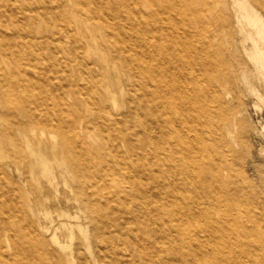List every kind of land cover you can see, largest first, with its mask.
<instances>
[{
  "label": "bare ground",
  "instance_id": "1",
  "mask_svg": "<svg viewBox=\"0 0 264 264\" xmlns=\"http://www.w3.org/2000/svg\"><path fill=\"white\" fill-rule=\"evenodd\" d=\"M234 1L240 14L257 28L254 37L246 36L252 40L250 46L231 42V34L227 35L229 47L214 43L208 25L212 21L225 25L226 18L222 10L214 9L212 0H0V144L6 141L10 146L0 147L6 159L2 173L17 191L26 216L33 214L34 205L43 204L41 197L26 195L28 189L68 186L74 194L66 195L67 200H77V209L85 210L95 222L104 210L102 204L117 196L125 200L131 214L123 218L126 231L121 222L108 219L90 236L86 225L73 223L82 234L85 252L95 248L118 262L121 249L129 244L135 252H143L137 243L127 244L131 231L142 230L131 222L142 218L144 225L177 241V247H172L175 252H157L173 254L168 264H246L241 252L228 250L230 244H211L219 230L228 235L244 228L242 216L234 211L235 201L218 206L210 200L212 182H224L221 168L211 165L214 174L196 173L190 160L206 147L196 130L197 107L202 116L207 109L206 88L199 78L211 79L216 61L226 54L241 60L244 52L258 72L264 67V31L259 19L245 0ZM258 1L264 8V0ZM38 15L51 19L54 30L50 35L56 34L60 47L61 84L69 86V93L80 95L74 98L76 108L59 95L49 102V60L26 50L29 25ZM41 40L49 48V35ZM240 47L243 52L236 54ZM8 55L18 62L26 57L36 68L46 66L44 81L36 83L8 72L4 65ZM76 76L84 83L75 82ZM120 105L124 109H118ZM139 109L145 125L138 117L132 118ZM88 124L94 125L95 135L84 131ZM207 124L202 120L203 131ZM134 125L142 126V139L129 131ZM50 130L56 132L51 136L57 140L49 145ZM140 149L149 152L148 158ZM65 151H74L73 159ZM150 167L155 170L148 176ZM114 169L121 172V178ZM8 170L27 183L25 192ZM101 179L115 184L106 187ZM144 183L158 191V198L143 197L140 191L143 201L138 205L145 212L139 216L130 210L135 202L127 198L126 190L140 189ZM201 184L208 187L203 198L198 195ZM105 188L107 195L102 192ZM219 207H229L227 214L223 210L219 214ZM13 214L0 212V251L7 247L5 235L10 239L23 231V227L12 228ZM156 218L165 225L155 223ZM72 237L69 229L68 238ZM65 246L60 243L63 254L40 264H91L80 246L67 250ZM22 260L17 250L0 252V264Z\"/></svg>",
  "mask_w": 264,
  "mask_h": 264
},
{
  "label": "rangeland",
  "instance_id": "2",
  "mask_svg": "<svg viewBox=\"0 0 264 264\" xmlns=\"http://www.w3.org/2000/svg\"><path fill=\"white\" fill-rule=\"evenodd\" d=\"M245 2L249 9H253L261 26L258 25L264 31V8L258 0H245ZM224 3H227L226 7H224ZM211 5L216 11L222 10L226 18L225 25L217 21H212L208 25L209 31L214 35V43L221 42L223 48L229 47L231 43H228L227 35L231 34L233 36L232 39L230 38L231 42L240 44L242 41L245 45L250 46L252 40L246 36L251 34L254 37L257 28L253 22H249L240 14L238 4L234 0H212ZM29 26L26 50L35 52V57L45 56L49 60V73L44 65L36 68L35 64H31L26 57L18 62L12 55L7 56V64H4L6 69H9L8 72L20 75V78H28L36 83L44 81L42 77L45 71L49 74V80L46 82V86H49V102L59 95L65 102L76 108L77 101L75 102L74 98L80 95L74 92L69 93V86L65 83L61 84L60 65L57 60L60 47L56 34L50 35V31L53 29L51 19L38 15ZM44 35H49V48L41 40V36ZM261 44L264 46V38ZM240 52H243L241 47L236 51V54ZM215 64L211 79L199 78V83L206 88L204 102L207 109L205 115L202 116L200 114L201 107H197L196 130L199 132V138H204L206 147L189 158L194 164L196 173L204 170L208 174H214L213 170L209 169L211 165L221 168L222 181L224 182L219 183L216 180L212 182L213 195L210 200L218 206H222V203L227 200H233L236 202L234 211L242 216L240 219L244 225L242 231L227 235L224 230H219L217 236L211 240V244L217 245L225 242L230 244L231 247L228 250L231 252H241L242 258L247 260L246 264H264V67L261 72H258L253 61L244 52L241 60L230 58L226 54ZM72 80L73 78L70 81ZM74 81L78 84L84 83L83 79L77 76ZM87 100L92 101L90 97ZM118 109L124 108L120 105ZM112 112L114 113L116 110L113 109ZM132 114V118L135 116L138 117V120H142L140 124H147L142 110L139 109ZM89 120H93V116H90ZM202 120H206L208 123L205 131L202 129ZM140 129H142L141 125H134L129 128V131L136 132L139 139H142ZM84 131L95 135L96 129L94 125L88 124ZM51 134L55 135L56 132L50 130L49 145L57 140V137L51 136ZM152 135L154 136L153 132ZM0 147L2 150L10 148L6 141L2 142ZM140 151L144 157L148 158L149 152L144 149H140ZM64 153L71 159L75 156L74 151H65ZM49 155H52L50 151ZM5 160V157L0 154V212L14 213L12 228L23 227V231L20 235L10 239H6L5 235L4 240L7 247L0 252H13L14 250L21 252L23 263L19 264H40L49 258L54 259L56 254H63L60 243L66 245L63 247L65 250L80 246L85 252L81 240L82 234L76 224H73L76 222L86 225L85 228L90 236L95 228H100L101 224L108 219L118 220L123 226L122 229L126 231L123 218L125 216L127 219L129 217L125 214H131L128 213L123 198L113 196L108 204L101 203L104 210L98 215V220L95 222L91 221L85 210L77 209V200L73 198L67 200L66 195L73 196L74 194L68 186L59 184L56 190L47 186L28 189L25 192V189L29 187L27 183L16 178L15 172L8 170V176L12 180L17 179L26 195L30 198L36 195L43 199V204L34 205L33 214L29 213L26 216L22 207L19 206L17 191L3 176L2 169L5 166ZM164 165L166 166V164ZM114 170L116 177L121 178V172L118 169ZM153 170L155 169L152 167L148 168L147 175L153 174ZM101 183L107 187L114 185L115 181L101 179ZM207 188L201 184L198 195L203 198ZM140 191L145 193L143 197L152 198H158V191L149 183H144L140 189L127 188V198L135 202V205L130 204V210L142 216L145 210L138 205L143 201ZM102 192L107 195L108 190L105 188ZM101 199L103 200V198ZM67 204H72V206L68 208ZM219 208V214L223 211L227 214L229 210V207ZM66 213H70V215ZM74 213L77 215L74 216ZM141 219L131 222L134 225H141L142 230L138 228L131 231L127 244L130 241L135 242L138 247H143V252H135L129 244L128 247L121 249L122 259L118 262L105 252H96L94 248L92 253L85 252L89 256L91 264H168L173 254H158L157 252L162 249L165 252H175L172 247L173 245L177 247V241L171 240V242L170 237L164 233L158 234L153 228H150L149 224L141 223ZM63 222L65 224H62ZM155 223L165 225V221L162 222L161 218H156ZM72 224L73 227L70 228ZM229 225L232 227L230 222ZM69 229L73 232L72 239L68 238ZM93 245L95 246V242Z\"/></svg>",
  "mask_w": 264,
  "mask_h": 264
}]
</instances>
